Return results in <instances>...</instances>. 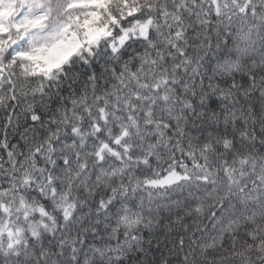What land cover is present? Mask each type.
Segmentation results:
<instances>
[{
  "label": "snow or ice",
  "instance_id": "1",
  "mask_svg": "<svg viewBox=\"0 0 264 264\" xmlns=\"http://www.w3.org/2000/svg\"><path fill=\"white\" fill-rule=\"evenodd\" d=\"M0 264H264V0H0Z\"/></svg>",
  "mask_w": 264,
  "mask_h": 264
}]
</instances>
